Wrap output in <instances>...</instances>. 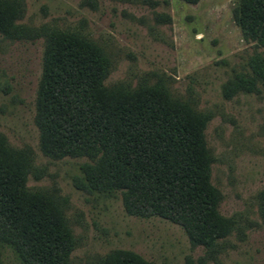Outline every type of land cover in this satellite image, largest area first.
<instances>
[{"label": "rangeland", "instance_id": "374dc122", "mask_svg": "<svg viewBox=\"0 0 264 264\" xmlns=\"http://www.w3.org/2000/svg\"><path fill=\"white\" fill-rule=\"evenodd\" d=\"M16 20L28 32L0 36V137L27 151L26 186L50 197L70 234L68 264H102L117 251L151 264H264V84L230 86L251 74L264 47L242 38L232 10L239 0H21ZM50 30L83 36L109 62L105 85L134 88L161 83L169 95L206 115L212 156L210 181L227 234L211 246L157 216L126 212L119 191L81 185L85 157L56 158L40 147L35 123L46 39ZM2 264H24L0 242Z\"/></svg>", "mask_w": 264, "mask_h": 264}, {"label": "trees", "instance_id": "16d2710c", "mask_svg": "<svg viewBox=\"0 0 264 264\" xmlns=\"http://www.w3.org/2000/svg\"><path fill=\"white\" fill-rule=\"evenodd\" d=\"M22 5L0 0L3 38L29 35L16 23ZM232 14L242 38L264 47V0H239ZM108 73V59L95 43L49 31L36 98L41 150L56 158H87L84 189L119 191L127 213L163 218L181 226L193 243L213 245L229 223L217 211L219 192L210 181L208 117L171 97L161 83L108 87ZM256 81L264 84V55L258 53L251 74L235 75L230 86L250 91ZM27 154L0 137V242L24 264H68L73 237L53 200L26 186ZM102 264L151 263L117 251Z\"/></svg>", "mask_w": 264, "mask_h": 264}]
</instances>
